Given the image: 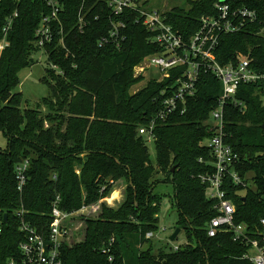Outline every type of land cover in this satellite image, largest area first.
I'll use <instances>...</instances> for the list:
<instances>
[{"label":"trees","instance_id":"16d2710c","mask_svg":"<svg viewBox=\"0 0 264 264\" xmlns=\"http://www.w3.org/2000/svg\"><path fill=\"white\" fill-rule=\"evenodd\" d=\"M217 1L186 0V6L166 11V21L188 40L199 29L200 17L215 13ZM226 1L232 7L254 10L257 18L242 30L220 37L215 51L218 61L225 65L244 55L252 69L263 72L264 0ZM78 7V0H64L60 18L70 54L66 57L65 49L56 44L59 35L47 45L50 58L63 73L46 66L50 81L45 82L51 95L33 109L16 91L18 72L35 63L34 32L48 8L43 0L0 1V38L6 19L18 11L7 34L9 45L0 53V133L7 141L6 148H0V264L18 254L24 237L15 210L23 207L27 221L38 230H47L57 197L60 209L76 211L106 198L123 179L127 183L124 200L117 207L101 203L99 214L85 220L82 241L63 247L62 264H126L124 255L131 245L149 241L146 233L158 231L163 197L155 188L161 182L172 185L178 214L175 229L184 231L186 242L177 251L161 248L156 252L149 243L137 255L131 254L135 264H250L242 258L248 246L234 242L229 233L207 234V224L216 215V201L207 197V184L200 179L214 170L210 149L202 143L211 136L205 122L217 105L218 80L202 71L185 112L156 123L153 164L149 141L139 128L154 118L161 104L159 93L173 87L184 67L171 70V78L149 80L130 94L129 88L143 78L134 77V67L162 47L151 43L141 26L131 27L121 49L99 47L97 39L108 21L94 20L79 33L73 28ZM236 98L246 105L245 110L228 103L224 130L241 158L236 169L248 184L229 180L225 190L235 205V223H245L254 233L264 218V80L242 84ZM42 106L47 113L40 114ZM24 160L28 168L20 191L15 168ZM110 238H114L112 262L101 251Z\"/></svg>","mask_w":264,"mask_h":264},{"label":"built area","instance_id":"2783aa9c","mask_svg":"<svg viewBox=\"0 0 264 264\" xmlns=\"http://www.w3.org/2000/svg\"><path fill=\"white\" fill-rule=\"evenodd\" d=\"M1 1V0H0ZM19 3L22 0H12ZM48 8L34 32L36 53L46 57V65L56 73L63 72L54 64L47 50V45L53 44L57 35V45L65 49V55L70 54L64 36V27L60 18L64 0H43ZM77 19L73 28L83 33L94 20L108 21L106 31L97 39V45L104 47L112 45L121 49L129 40L132 26H141L149 33V41L162 47L158 53L144 56L134 67L136 75H142L155 69L160 77L157 81L171 78V70L184 67L175 77L173 87L168 86L159 93L160 108L148 124L139 128V134L145 135L149 142L153 141V130L157 122L165 121L173 113H184L189 97L195 95L197 84L202 71L209 72L218 80L221 92L217 98V105L211 110L205 122L211 136L202 143L210 149L213 161V171L200 175L203 183L207 184L206 195L215 199L216 215L207 224V234L210 237L218 233H229L234 242L248 246V251L242 258L250 264H264V218H260L259 227L250 231L245 223H235V205L227 197L225 185L232 180L237 185L246 186L236 169L241 158L228 143L224 130L225 107L228 103L239 107L242 111L246 105L236 98L242 84H254L264 80V71L252 69L251 60L239 55L235 62L221 64L215 54L219 39L224 34H232L242 30L248 23L253 22L257 15L247 7H232L226 0H219L214 4L215 13L200 17L199 29L185 40L177 30L166 21V11L150 8V0H78ZM18 11L10 15L2 28L0 38V53L9 45L7 34L12 27ZM74 58V56L72 55ZM200 161H202L200 159ZM28 161L24 160L15 168V179L18 190H22L26 182ZM59 197L52 204L50 223L47 230H38L25 219L26 210L21 207L13 214L19 219L23 240L19 243L18 254L6 260V264H62V249L68 244L73 235L74 219L81 212L92 205L83 206L79 210L67 212L59 208ZM164 231L165 229H161ZM2 228L0 227V235ZM155 236V232H148L146 240ZM169 240V239H168ZM170 241V240H169ZM168 241V242H169ZM114 238H110L101 248L107 254L108 261L114 260ZM178 250V245L171 248Z\"/></svg>","mask_w":264,"mask_h":264},{"label":"rangeland","instance_id":"374dc122","mask_svg":"<svg viewBox=\"0 0 264 264\" xmlns=\"http://www.w3.org/2000/svg\"><path fill=\"white\" fill-rule=\"evenodd\" d=\"M176 6H186V0H150V8L152 9L169 11L171 10V8ZM33 58L35 60V63L31 67H25L19 70L18 77L20 84L18 85L16 91L22 93L24 104L28 103L29 107L34 109L36 108V104L41 102L43 98L49 97L51 95V90L49 85L45 82L46 80H49V77L46 74V66H47L46 57L42 53L38 52V53H34ZM135 73L136 70L134 68L133 75L134 77H138L135 76L136 75ZM154 77L158 78L160 77V74L155 69L147 70L143 74V78L135 82L129 88V93L134 94L138 90L144 88L147 85V82L149 80L154 79ZM53 83H55V81H52L51 84ZM24 104L22 105V108ZM45 113H47L46 107L45 106L40 107V114H45ZM44 124L46 126L48 125V122L45 121ZM6 143H7L6 138L0 133V148L5 149ZM148 147H149L150 160L153 164H155L156 150L154 144L152 142H149ZM120 186L122 187V189L123 186L126 188L127 183L124 179L121 180ZM155 191L161 193L163 197L161 201V208L159 213L158 231L155 232V236L149 241H146L143 244H138L137 242H134L131 245L128 254L124 255L126 264H135L136 262L134 258L135 255L131 256V254L134 253L137 255L140 251L145 250L148 247L149 243L153 244L154 251L156 252L158 249L161 248L169 249L172 248V246L174 245H183L186 242V236L183 230H181L178 233L177 238L175 240L173 241L168 240L176 228V221L178 218L177 209L175 207L173 200L172 185L170 183H163V182L158 183L156 185ZM124 196L123 198L121 197L120 200L121 202L124 200ZM103 202L110 207H117L120 204L119 202L113 204V202L102 199L97 203L92 204L91 207H88L85 211L77 215L72 225V228L75 229L73 230V235L68 242L69 245L75 242L82 241L85 235V220L87 218L96 217L99 214L100 206L101 203ZM161 229H165V230L162 231Z\"/></svg>","mask_w":264,"mask_h":264},{"label":"crops","instance_id":"0c3cea01","mask_svg":"<svg viewBox=\"0 0 264 264\" xmlns=\"http://www.w3.org/2000/svg\"><path fill=\"white\" fill-rule=\"evenodd\" d=\"M120 182L121 180L117 181L113 186V189L112 191L110 192V194L104 198V200H108L110 202H113V204L119 202L121 203V197L123 198L124 196V191H125V187L123 186V189L122 187L120 186ZM118 195V196H117Z\"/></svg>","mask_w":264,"mask_h":264},{"label":"water","instance_id":"95a60500","mask_svg":"<svg viewBox=\"0 0 264 264\" xmlns=\"http://www.w3.org/2000/svg\"><path fill=\"white\" fill-rule=\"evenodd\" d=\"M4 221H7V214H4ZM180 232V229L177 228L174 230V232L171 234V236L169 237L170 241H173L175 239V237L178 235V233Z\"/></svg>","mask_w":264,"mask_h":264}]
</instances>
